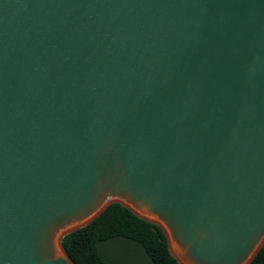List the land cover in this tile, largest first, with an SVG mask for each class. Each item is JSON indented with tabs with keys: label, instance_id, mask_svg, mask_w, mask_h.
<instances>
[{
	"label": "water",
	"instance_id": "95a60500",
	"mask_svg": "<svg viewBox=\"0 0 264 264\" xmlns=\"http://www.w3.org/2000/svg\"><path fill=\"white\" fill-rule=\"evenodd\" d=\"M118 202L179 264L264 243V0H0V264Z\"/></svg>",
	"mask_w": 264,
	"mask_h": 264
},
{
	"label": "trees",
	"instance_id": "16d2710c",
	"mask_svg": "<svg viewBox=\"0 0 264 264\" xmlns=\"http://www.w3.org/2000/svg\"><path fill=\"white\" fill-rule=\"evenodd\" d=\"M116 235L139 241L155 264H179L168 251L162 229L118 202L109 204L85 226L64 235L61 243L74 264H107L98 256L95 243ZM248 264H264V243Z\"/></svg>",
	"mask_w": 264,
	"mask_h": 264
},
{
	"label": "crops",
	"instance_id": "0c3cea01",
	"mask_svg": "<svg viewBox=\"0 0 264 264\" xmlns=\"http://www.w3.org/2000/svg\"><path fill=\"white\" fill-rule=\"evenodd\" d=\"M95 247L107 264H155L139 241L122 235L98 240Z\"/></svg>",
	"mask_w": 264,
	"mask_h": 264
}]
</instances>
